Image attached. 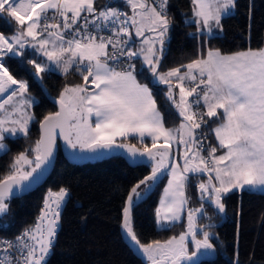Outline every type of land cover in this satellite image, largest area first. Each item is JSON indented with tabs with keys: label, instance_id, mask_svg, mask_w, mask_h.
Segmentation results:
<instances>
[{
	"label": "snow or ice",
	"instance_id": "snow-or-ice-1",
	"mask_svg": "<svg viewBox=\"0 0 264 264\" xmlns=\"http://www.w3.org/2000/svg\"><path fill=\"white\" fill-rule=\"evenodd\" d=\"M121 3L129 11L98 7L96 0H0V19L6 14L11 19L5 23L17 25L11 35L0 33V153L8 151L6 138L28 137L37 120L30 109L39 103L28 81L10 72L6 57L21 58V68L25 62L31 65L29 75L42 89L43 73L58 71L65 78L78 73L82 80L64 85L54 100L58 111L39 120L40 138L0 178V216H7L13 198L43 178L58 137L81 151L123 149L133 162H151L150 174L126 196L124 233L150 264H201V257L215 253L218 239L214 225L201 223L211 219L205 205L222 214L229 193L264 195V48L227 54L208 48L204 55L203 45L223 33L222 21L233 14L236 0H191L193 15L184 23L195 28L189 35L200 42L201 54L163 71L171 29L168 0ZM145 72L154 85L167 86V101L180 117L178 127H165L152 90L138 80ZM209 122L216 126L208 129ZM209 131L217 143L206 149ZM133 138L141 147L128 142ZM174 144L177 153L183 149L177 159L169 151ZM162 178L167 185L156 223L169 230L186 217V227L165 241L141 243L132 224L133 208ZM192 180L199 192L197 208L188 206ZM69 196L65 187L49 189L34 224L14 238L0 236V264H48ZM9 228L5 223L0 232Z\"/></svg>",
	"mask_w": 264,
	"mask_h": 264
},
{
	"label": "trees",
	"instance_id": "trees-1",
	"mask_svg": "<svg viewBox=\"0 0 264 264\" xmlns=\"http://www.w3.org/2000/svg\"><path fill=\"white\" fill-rule=\"evenodd\" d=\"M105 0H96L98 7H103ZM117 5L111 0L110 5ZM236 8L232 15L225 17L223 33L219 38H209L203 45V54L208 48L219 49L222 53H234L249 47L259 49L263 45L264 35V0H236ZM118 6V5H117ZM168 13L171 29L165 42L164 58L161 70L167 71L181 63L190 62L201 54V44L193 40L189 33L195 28L184 23L191 18V0H168ZM5 14L0 19V33L11 35L17 25ZM32 52L31 49H28ZM31 58V57H30ZM36 59H42L38 55ZM21 58H5V64L17 79H25L29 83L32 97L39 103L30 111L36 114L37 120L30 125L28 137L17 136L6 138L8 151L0 154V178L10 169L13 159L26 149H30L38 140L37 125L44 115L54 112V106L46 96L57 98L67 84H80L78 73H70L66 78L60 73H43L44 89L29 75L32 66L26 62L19 66ZM141 83L147 84L157 101L165 127H178L180 118L166 98L167 86L154 85L150 73L138 76ZM216 125L209 122L208 129ZM208 144L215 146L212 133L208 132ZM129 143H136L131 139ZM149 145L150 142L146 141ZM183 149L180 147V153ZM220 152H217L219 154ZM151 162L136 167L128 166L118 155H110L100 160L86 162L82 165L67 163L57 150L54 165L46 181L31 193L13 198L7 216H0V226H10L8 231L0 232V236L11 237L30 226L35 218L43 193L47 189L59 190L65 187L70 196L61 215V228L58 232L52 255L48 264H142L123 242L119 234L122 208L130 188L151 171ZM205 179V178H204ZM166 178L144 193L136 202L132 213L134 231L141 243L154 240L165 241L178 236L185 230L186 217L169 230L157 229L155 225V207ZM192 180L188 189L189 207L200 206L199 192ZM225 212L221 216L206 204L208 216L201 223H211L215 237V258L201 260V264H264V195L245 191L229 193L224 198Z\"/></svg>",
	"mask_w": 264,
	"mask_h": 264
},
{
	"label": "water",
	"instance_id": "water-1",
	"mask_svg": "<svg viewBox=\"0 0 264 264\" xmlns=\"http://www.w3.org/2000/svg\"><path fill=\"white\" fill-rule=\"evenodd\" d=\"M46 98L54 106L55 111H58V105L56 103H54V100L56 98L49 97L48 95L46 96ZM174 113L176 114L175 109H174ZM37 129H38V139H39L40 138V134H41L40 133L39 123L37 125ZM57 150H59L62 158L67 163L72 164V165H82V164H84L86 162L100 160V159L108 157L110 155H118V156H120L124 160V162L130 167H136V166H139V165L144 164L146 162H150V161H146L144 158H138L137 162H133L130 159V157L128 156V154L123 149H118V148H114V149H111V150H99L96 153H92V152H88V151H81L79 148L72 149L65 143V141L63 139L58 137L57 141H56V147H55V150H54V155H53L52 162L48 166L43 178L40 180V182L38 184H35L31 188V190L27 191L23 196H25V195L31 193L32 191L36 190L38 187H40L46 181V179L48 178L49 174L52 171ZM169 151H171L173 153V155H174L173 148L169 149ZM178 157H179V155H177V158ZM180 163H183V161L180 160ZM204 178L207 179V177H204ZM23 196H21V197H23ZM21 197H18V198H21ZM219 215L221 216V221L219 223H221L223 221V219H224V215H223V213L219 214ZM121 220H122V218H121ZM218 224H216L214 226H217ZM119 234H120L123 242L126 244V246L131 250V252L139 259V261L142 264H150V262H147V260L142 255V253H140L138 251L137 246L135 245V243L133 241H131V239L124 233V231H123V229L121 227V222H120V225H119ZM214 258H215V253L214 254H209L207 256H203V257H201V260H212Z\"/></svg>",
	"mask_w": 264,
	"mask_h": 264
},
{
	"label": "crops",
	"instance_id": "crops-1",
	"mask_svg": "<svg viewBox=\"0 0 264 264\" xmlns=\"http://www.w3.org/2000/svg\"><path fill=\"white\" fill-rule=\"evenodd\" d=\"M111 6H113V4L111 5ZM115 6H117V5H115ZM42 59H43V57H42ZM54 72H57V73H59L58 71H54ZM212 136H213V139H214V142L215 143H217V141H216V139H215V137H214V135L212 134ZM133 139H135V138H133ZM146 141H148V142H150L151 143V140H150V138H146ZM177 145H173L172 146V148H173V151H174V155H173V158L174 159H177V155H178V153H177ZM181 148H182V146H180ZM167 185V178H166V180H165V183H164V185H163V187H162V189H161V192H160V195H159V198H158V201H157V204H156V207H155V212H156V209H157V207L159 206V201H160V199H161V196H162V193H163V189H164V187ZM155 223H156V215H155ZM179 223V222H178ZM157 223H156V228H157ZM157 229H161L159 226H158V228Z\"/></svg>",
	"mask_w": 264,
	"mask_h": 264
},
{
	"label": "built area",
	"instance_id": "built-area-1",
	"mask_svg": "<svg viewBox=\"0 0 264 264\" xmlns=\"http://www.w3.org/2000/svg\"><path fill=\"white\" fill-rule=\"evenodd\" d=\"M110 3H111V0H105L103 6H105V5H110ZM197 131H200V130H197ZM208 145H210V144H208V140H206V141H205V147H206V149H207V146H208ZM205 154H206V152H205ZM48 190H49V189H47V190L43 193V195H42V198H41V201H40V204H39V208H38V210H37V213H36V215H35V218H34V221H33L32 224L35 223L36 218L40 215L41 208L43 207L44 198H45V195L47 194ZM53 191H57V190H53ZM32 224H31V225H32ZM24 229H25V228H24ZM24 229H22L21 231H19V232L16 233L15 235H18V234H19L20 232H22ZM15 235H13V236H11V237H8V238H14Z\"/></svg>",
	"mask_w": 264,
	"mask_h": 264
},
{
	"label": "rangeland",
	"instance_id": "rangeland-1",
	"mask_svg": "<svg viewBox=\"0 0 264 264\" xmlns=\"http://www.w3.org/2000/svg\"><path fill=\"white\" fill-rule=\"evenodd\" d=\"M113 1H116L117 2V7H121L122 8V10L123 11H129V9H128V7H127V5L126 4H122L121 3V0H113ZM114 6V5H113ZM146 35H148V33H146ZM261 48H264V35H263V45H262V47ZM178 91V90H177ZM0 99H2V97H0ZM18 136H22V135H18ZM6 137H7V134H6ZM3 143L6 145V147H7V143L5 142V140L3 141ZM1 154V153H0ZM219 154H221V153H219ZM219 154H217V155H219ZM155 225H156V223H155ZM157 228H158V226H157ZM145 259H146V257H145ZM147 260V259H146ZM148 262V261H147Z\"/></svg>",
	"mask_w": 264,
	"mask_h": 264
}]
</instances>
